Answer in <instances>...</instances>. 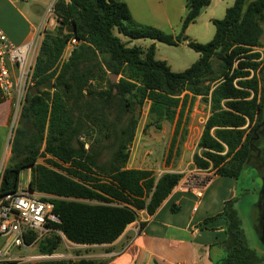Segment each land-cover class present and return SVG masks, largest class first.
Masks as SVG:
<instances>
[{
    "label": "trees",
    "instance_id": "trees-1",
    "mask_svg": "<svg viewBox=\"0 0 264 264\" xmlns=\"http://www.w3.org/2000/svg\"><path fill=\"white\" fill-rule=\"evenodd\" d=\"M208 1L184 0L179 31L172 34L135 21L123 0H53L55 23L52 29H42L28 85L36 90L27 89L18 108L9 156L0 171V195L15 191L20 170L28 167L27 189L50 195L59 219L53 226L67 240L111 242L138 210L151 214L182 176L178 171L156 175L150 168L126 165L139 109L147 103L145 128L174 120L171 150L183 124V108L190 107L194 96L208 103L209 112L192 164L235 178L253 166L248 155L264 141V62L253 49L259 45L264 0H233L221 18L211 19L214 31L209 40L188 39L185 27ZM120 35L167 44L185 40L198 56L174 71L154 58L153 43L142 48L127 44L129 39ZM68 42L70 49L63 56ZM109 72L116 74L115 81ZM47 80L49 88L43 87ZM93 133L109 142L98 144L101 139L96 136V144L85 147L81 137ZM233 203V197L224 200L220 211L206 217L224 219V237L217 244L220 254L213 264H264V245L259 254L247 245ZM32 237L25 235L24 242ZM60 238L51 233L38 241V249L49 252ZM104 262L78 257L31 264Z\"/></svg>",
    "mask_w": 264,
    "mask_h": 264
},
{
    "label": "crops",
    "instance_id": "crops-1",
    "mask_svg": "<svg viewBox=\"0 0 264 264\" xmlns=\"http://www.w3.org/2000/svg\"><path fill=\"white\" fill-rule=\"evenodd\" d=\"M20 1L0 0V28L14 43L24 42L36 26L43 24L41 18L36 20L34 16L40 13L43 3L51 8L53 2L32 0L31 4H26ZM123 1L135 21L165 31H171L180 23L184 13V0ZM210 2L211 0L208 4ZM12 105L11 95L0 98V160L6 154V149L4 154L2 151L8 136L6 133ZM6 156L8 158V152ZM179 170L169 169L180 172ZM205 172L209 180L198 199L189 191L173 187L151 214H147L144 209L138 210L136 218L114 240L96 244L102 246L103 251L77 255L92 259L101 257L105 260L104 264H213V259L220 254L217 244L224 237V219L206 217L220 211L224 200L234 194L236 178L215 174L212 169ZM28 179L29 176L26 183ZM17 187H20V172ZM140 221H144L142 226H139ZM65 240L73 246L95 245ZM11 250V257L23 255L22 250L25 251L24 254L30 252L29 248L13 247Z\"/></svg>",
    "mask_w": 264,
    "mask_h": 264
},
{
    "label": "rangeland",
    "instance_id": "rangeland-1",
    "mask_svg": "<svg viewBox=\"0 0 264 264\" xmlns=\"http://www.w3.org/2000/svg\"><path fill=\"white\" fill-rule=\"evenodd\" d=\"M246 2L249 0H245ZM20 2L31 4L32 0H21ZM233 0H211V2L204 5L194 20L190 22L184 29L183 34L188 39H192L198 42H205L209 40L214 31V25L211 21L212 18H221L224 14V10L229 6ZM36 20L42 19V27L50 29L55 23L53 13L51 12L50 6L47 7L46 3L42 4V8L39 14L34 16ZM49 18V19H48ZM262 31L259 35V45L253 47V49L259 51L260 61L264 62V19L260 22ZM180 28V23L175 25L171 31L166 30L172 34H177ZM52 29V28H51ZM122 39H129L127 44H137L144 48L149 43L154 44V58L164 60L171 70L177 71L189 66L198 56V53L189 47L185 40H180L174 44H167L165 42L147 38H127L124 35H120ZM37 47V46H36ZM37 50V49H36ZM35 50V53H36ZM65 52L62 54L64 55ZM259 71L257 72V74ZM109 77V76H108ZM117 76H115V80ZM49 85L51 86L50 80ZM14 110V105H12ZM147 103H144L138 111V120L133 137L128 145V159L126 165L129 167H146L152 169V171L158 175L163 171L169 169H180L182 177L185 175H192L199 171L191 162V155L194 151L199 152V148L196 146L197 139L203 127L206 116L209 112V105L199 96H194L190 107L183 108L182 115V126L178 129L171 150H169L170 142L173 133V121H162L159 128L153 126L144 127V121L146 118ZM13 110L10 117L9 129L7 128V140L3 145V154L6 149V154L0 160V167L6 163L8 158L7 152L9 153V137L11 135V129L15 122L16 115L13 114ZM99 137L101 140L98 144H106L109 142V138H101V134L93 133L92 137L83 136L84 146L87 147L94 142V137ZM106 155L103 154L104 158ZM38 161H42L39 157ZM259 165L261 159L258 160ZM258 171H262L255 166H247L243 168L236 177V190L231 197L234 198V207L237 210V214L240 219L241 228L243 230L244 238L247 245L253 248L258 254L262 253V243L258 239L257 230L255 227L256 220L253 214L258 204V193L262 184L261 175ZM29 176V168H22L20 170V188L26 189V179ZM34 196L46 195L35 191ZM252 208V209H251ZM252 214V215H251ZM58 234V233H57ZM59 245L57 250L73 254H87V253H100L103 251L100 245H85V246H73L70 243H66L65 238L60 236ZM3 237L0 236V244ZM67 244V246L64 245ZM19 249L24 247H18ZM13 251L15 249H12ZM11 250V251H12ZM24 254V250H22ZM20 254V253H17ZM73 255L70 259L78 258ZM99 257V256H96ZM65 259H69L67 256ZM101 257L96 258L99 260ZM31 260H0V264H31Z\"/></svg>",
    "mask_w": 264,
    "mask_h": 264
},
{
    "label": "built area",
    "instance_id": "built-area-1",
    "mask_svg": "<svg viewBox=\"0 0 264 264\" xmlns=\"http://www.w3.org/2000/svg\"><path fill=\"white\" fill-rule=\"evenodd\" d=\"M42 29V24H40L34 28L30 37L24 42L14 43L0 28V98L12 96L13 116L17 114L30 83L35 50ZM70 42H74V38H71ZM70 42L65 46L63 56L69 51ZM197 169L199 171L195 174L181 176L173 186L174 189L189 191L198 199L209 176L205 172L207 169ZM49 197L50 195L34 196L31 190L20 187H17L13 192L0 195V236L3 237L0 244V259H26L36 262L72 257L70 252L63 253L56 248L49 252H42L38 249V241L51 233L63 236L53 226V223L58 222L59 219ZM27 234H33V237L28 243H25L24 236ZM66 243H64L65 246H67ZM13 247L29 248L30 252L11 257V248Z\"/></svg>",
    "mask_w": 264,
    "mask_h": 264
},
{
    "label": "water",
    "instance_id": "water-1",
    "mask_svg": "<svg viewBox=\"0 0 264 264\" xmlns=\"http://www.w3.org/2000/svg\"><path fill=\"white\" fill-rule=\"evenodd\" d=\"M72 28L73 27H71V29ZM263 75H264V67H263ZM108 76H109L111 81H115V76H116L115 73L109 72ZM43 87H45V88H49L50 87L49 80H47L43 84ZM35 90H36V86L35 85H31L28 88V92L29 93H33ZM261 112H262V119H261L260 123L264 122V98H263V101H262ZM262 135L264 136V128L262 129ZM260 147H261L260 148L261 156H260L259 159H262V161H264V141L260 143ZM261 178H262V184H261V187H260V190H259V193H258V204H257V206L255 208V211H256L257 207L261 205V202L262 201L264 202V172H263V176H261ZM263 210H264V207H263ZM255 227H256V230H257L258 239L264 245V227H263L262 231H260V229L258 228L257 224H255Z\"/></svg>",
    "mask_w": 264,
    "mask_h": 264
},
{
    "label": "flooded vegetation",
    "instance_id": "flooded-vegetation-1",
    "mask_svg": "<svg viewBox=\"0 0 264 264\" xmlns=\"http://www.w3.org/2000/svg\"><path fill=\"white\" fill-rule=\"evenodd\" d=\"M261 156L260 153V149L256 148V151H250L249 155H248V161H251V164L253 166H258L259 165V158ZM258 164V165H257ZM259 167L261 168V173L259 175L263 176V172H264V161H262L261 159V164L259 165ZM264 202H261V205L257 207L256 211H255V220H256V224L258 226V228L260 229V231H262L263 227H264Z\"/></svg>",
    "mask_w": 264,
    "mask_h": 264
}]
</instances>
